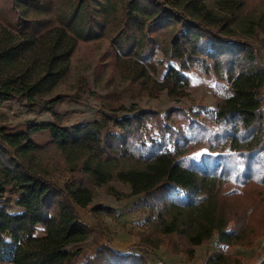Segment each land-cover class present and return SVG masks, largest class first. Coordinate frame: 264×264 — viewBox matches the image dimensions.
<instances>
[{
    "label": "trees",
    "instance_id": "obj_1",
    "mask_svg": "<svg viewBox=\"0 0 264 264\" xmlns=\"http://www.w3.org/2000/svg\"><path fill=\"white\" fill-rule=\"evenodd\" d=\"M51 3L18 0L20 34L0 26V105L16 99L53 118L17 132L0 127V264H147L144 254L120 252L111 244L91 256L77 247L92 233L77 207H90L96 215L111 209L92 205L100 188L120 196L143 194V204L159 205L158 219L139 234L140 249L164 244L193 257L196 246L215 232L227 245H251L263 235L264 68L247 71L246 63L255 59L247 43L233 42L246 51L205 53L198 42L203 31L223 42L222 34L260 39L264 6L257 8L261 3L256 0H73L59 27L49 29L50 16L28 17L30 8L50 10ZM118 8L120 30L114 39L119 52L140 60L131 85L154 95L156 79L150 71L156 70L154 55L163 43L181 63L185 54L190 60L207 59L211 71L229 84L215 108L175 107L164 117L137 108L119 117L110 106L94 121L64 124L67 116L55 106L67 95H45L68 74L78 37L103 36L105 21ZM171 22L178 23L175 36H163L160 31L167 35ZM182 71L169 66L164 75L162 89L171 97L180 96L189 83ZM108 99L117 101L119 93ZM185 111H192L185 124L176 122L174 114ZM152 117L156 136L148 125ZM45 130L52 138L40 144L35 136ZM199 150L205 151L193 155ZM112 180L129 184L131 192L110 187ZM241 195L255 204L251 215L248 205L234 204ZM205 264L250 263L220 249ZM254 264H264V256L257 254Z\"/></svg>",
    "mask_w": 264,
    "mask_h": 264
},
{
    "label": "rangeland",
    "instance_id": "obj_2",
    "mask_svg": "<svg viewBox=\"0 0 264 264\" xmlns=\"http://www.w3.org/2000/svg\"><path fill=\"white\" fill-rule=\"evenodd\" d=\"M72 1L52 0L50 10H46L45 7H41L40 10L30 8L28 17L40 19L50 16L53 18V22L49 29L59 27L62 25L61 18L69 11V3ZM207 1L211 2V0ZM256 1L261 3L257 8L264 6V0ZM20 10L18 0H0V26L19 35L20 16L22 15V10ZM121 12V8H118L107 18L103 36L85 40L72 33L78 37V45L71 58L70 70L59 84L45 95V98L59 94L67 95L55 106L57 112L66 114L67 118L64 124L79 125L94 121L99 119L101 111L109 113L110 106L117 108L119 117L133 114L137 108L157 110L162 117L170 108L175 107L191 108L193 112H203L215 108L217 100L230 90L229 84L224 78L217 77L211 71L207 59L190 60L189 56L185 54L184 61L181 63L173 53L166 50L163 43L154 55L156 70L155 72L150 71L152 78L156 79L155 88L151 89L154 95H148L139 91L138 87L131 85L135 66L140 60L138 55L125 56L119 52L114 37L120 30ZM177 28L178 23L171 22L166 28L167 35L164 34V31L160 32H163V36H175ZM241 35L234 34L231 39H227L228 37L222 34L221 36L225 40L223 42L217 39L212 32L203 31L198 48L205 53L227 49L246 51V47L233 43L234 40H239L247 43L249 50L252 49L255 55L256 60L253 59L246 63L247 71L255 72L260 66L264 68V33H261L260 39L257 40L248 35ZM169 66L182 69L189 79L188 85L182 89L180 96L175 98L169 96L166 89H162L164 75ZM152 78L150 77V79ZM114 91L119 93V99L110 101V104L108 94ZM261 101L264 107V87ZM192 111L174 114L175 121L184 125L186 117L188 114L191 115ZM201 118V116L198 117V119ZM50 121H53L50 113L42 111L39 107L29 110L27 106L16 99L5 101L0 105V127L6 126L12 132L25 130L32 122L46 123ZM148 125L154 136L158 135L159 130L156 127L155 117L149 120ZM35 137L40 144H46L52 138L48 130L38 133ZM205 150L196 151L193 155L199 156ZM109 186L123 194L131 192L129 184L117 180L110 181ZM143 196V194L120 196L100 188L92 205L108 206L111 208L109 212L96 215L90 207H77L81 218L92 228L89 239L77 246L82 248L83 255L91 256L101 245L111 244L120 252L128 250L144 254L147 264H205L206 259L220 249L238 255L250 264L256 262L257 254L264 256V234L256 238L251 245L241 243L227 245L219 240L218 234L215 232L209 240L196 246L193 257L184 253H174L164 244L157 249H140L139 234L148 230V226L158 219L160 213L159 205L143 204ZM240 197L234 201V204L248 205L247 211L251 215L255 204H252L248 196L241 195ZM36 234H42L41 227Z\"/></svg>",
    "mask_w": 264,
    "mask_h": 264
}]
</instances>
